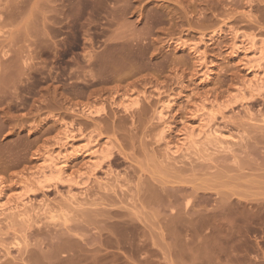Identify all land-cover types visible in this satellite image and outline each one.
Wrapping results in <instances>:
<instances>
[{
  "label": "rangeland",
  "instance_id": "rangeland-1",
  "mask_svg": "<svg viewBox=\"0 0 264 264\" xmlns=\"http://www.w3.org/2000/svg\"><path fill=\"white\" fill-rule=\"evenodd\" d=\"M250 41L264 0H0V204L30 208L0 216V264H264V86L233 48ZM198 114L221 143L190 141Z\"/></svg>",
  "mask_w": 264,
  "mask_h": 264
},
{
  "label": "bare ground",
  "instance_id": "bare-ground-1",
  "mask_svg": "<svg viewBox=\"0 0 264 264\" xmlns=\"http://www.w3.org/2000/svg\"><path fill=\"white\" fill-rule=\"evenodd\" d=\"M249 45L248 46H245L243 49L242 48H240L239 46H237L236 45V43H234L233 44V48H234V52H236V51H238V49L239 50H241L242 52H243V57H245L246 58V60H247V62L248 63H252L253 61H255V63L256 64H251V66L250 67H248V69L249 68H253V69H251V73L253 74V76H252V78L251 79H246L244 82L246 83V85L248 86V88L250 89V90H257L258 92H259V90H261V88H263V84H264V65L262 64V62H259V61H261V59H264V49H262V48H260V47H256V43L255 42H253V41H250L249 43H248ZM247 45V44H246ZM249 50V52L252 54L250 57H248V54H247V51ZM194 53H195V56L196 57H198V60H201L202 58V56L200 57V53L198 52V49L197 48H195L194 50ZM245 58H243L244 60H245ZM257 58V59H256ZM260 59V60H259ZM258 69H261L260 70V72H262V73H258ZM117 70V69H116ZM119 71H120V69H119ZM126 71H128V70H126ZM125 73V72H124ZM129 73V72H128ZM119 75H120V73H119ZM118 75V76H119ZM130 75V74H129ZM203 75L204 76H208L207 75V72H203ZM125 76V75H124ZM117 77V76H116ZM119 79V78H118ZM121 79V78H120ZM124 80V79H123ZM119 84V83H118ZM115 88V87H114ZM117 88V87H116ZM120 88V87H119ZM113 90V89H112ZM115 90V89H114ZM117 92V91H116ZM119 93V92H118ZM75 106H78V105H75ZM123 106H124V104H123ZM73 108V107H72ZM74 108H76V107H74ZM78 108V107H77ZM141 109V108H140ZM77 110V109H76ZM78 110H80L81 112H82V114H84V115H86V114H90V115H92L93 113L92 112H90V111H87V109H85L84 107H82V108H79ZM129 110V109H128ZM143 110V109H142ZM145 110V109H144ZM71 112L73 111V112H75V109H73V110H70ZM85 112H86V114H85ZM95 112V111H94ZM92 113V114H91ZM130 113V112H129ZM157 113V112H156ZM75 114L77 115V113L75 112ZM84 115H82V116H84ZM164 115V114H163ZM74 116V115H73ZM87 116H89V115H87ZM165 116V115H164ZM201 114H198V115H196V118H198V120H199V125H197V132L195 133V134H193L192 136H191V138H190V141H192V143H194V144H197V143H199L200 141H202V140H208V139H213V140H217V141H219L220 143H221V136L223 135L222 134V130L220 131L219 130V128H214V129H212L211 127H206L207 125H206V123H200V122H202V118H201ZM78 117V116H77ZM85 117V116H84ZM140 117V116H139ZM142 117V116H141ZM157 119H159V120H161V119H163L162 118V112H161V110H159L158 111V113H157ZM76 119V118H75ZM90 119V118H89ZM88 119V120H89ZM153 119V118H152ZM156 119V118H155ZM155 119H154V122H155ZM86 120V119H85ZM141 120V119H140ZM158 120V121H159ZM163 121V120H162ZM161 121V122H162ZM77 123V122H76ZM81 124V123H80ZM134 125V124H133ZM184 125V124H183ZM186 125V124H185ZM83 126V125H82ZM109 126V125H108ZM107 126V127H108ZM113 126H114V124H113ZM132 126V125H131ZM189 127V126H188ZM164 128V127H163ZM186 127H184V129H185ZM115 129V128H114ZM161 129V128H160ZM169 126H167V128H166V132H168L169 131ZM183 129V128H182ZM187 129H189V128H187ZM191 129V128H190ZM190 129H189V131H190ZM78 132H80L81 131V128L80 127H78L77 129H76ZM83 130V129H82ZM192 131V130H191ZM190 131V132H191ZM182 132V131H181ZM194 131H192V133H193ZM183 134L185 133V130L182 132ZM80 134V133H79ZM183 134H181V135H183ZM161 135V134H160ZM83 137V136H82ZM86 137V136H85ZM211 137V138H210ZM91 138V137H90ZM160 138H162V135H161V137ZM183 138V137H182ZM75 139V135H74V133H72V131L70 130V132L69 133H64V135H63V137L61 138V141H63L62 142V144L64 143V142H68V141H71V140H74ZM162 139H164V138H162ZM165 139H166V137H165ZM226 141V140H225ZM108 143V142H107ZM166 143H167V141H166ZM62 144H60V148H61V150L60 151H58L56 154H54V156H51V155H49V157L47 158V159H45V163H46V165L44 166V170H48V172H49V174H52V172H54V175L55 174H57L56 172H62L64 169V166H66V159H68V158H66L65 157V153H66V151H67V149H66V146L65 145H62ZM87 145L86 146H82V147H74V145H72V143L70 144V146H69V153H71V154H69L70 156H72V157H74V156H77V155H83L84 154V156H88V157H90V158H93V157H95L96 158V155L97 154H100V157H99V159H100V161H102V159H106V157H107V159H108V157L110 156V155H107L108 153L104 150V148H103V151H101V153H99V151L97 150V149H93V147H90V146H88V143H86ZM168 145V144H167ZM63 146V147H62ZM106 148V147H105ZM108 150V149H107ZM167 151V150H166ZM165 151V152H166ZM172 152V154L173 153H175L176 151H171ZM170 152V153H171ZM107 153V154H106ZM167 153V152H166ZM169 153V152H168ZM110 154V153H109ZM170 154H168V156H169ZM168 156H166V157H168ZM169 157H171L172 158V155L171 156H169ZM169 157H168V159H169ZM97 159V158H96ZM99 159H97V160H99ZM172 160V159H171ZM100 161H98V162H100ZM43 166V165H42ZM40 167V166H39ZM66 168V167H65ZM38 172V171H37ZM47 172V173H48ZM42 174H43V171L41 172ZM41 173H40V175H41ZM63 173V172H62ZM63 175V174H62ZM42 176V175H41ZM46 176H47V174H46ZM60 176V175H59ZM45 177V176H44ZM36 178V177H35ZM34 178V179H35ZM63 178V177H62ZM45 179H47L46 177H45ZM45 179H43V180H41V179H39V180H41V181H37L39 184L40 183H43L44 181H46ZM67 179V178H66ZM66 181V180H65ZM69 181L72 183V184H74L75 186H78V188L80 187L81 189H82V183H81V181L79 182V181H75V180H73V179H69ZM69 182V183H70ZM69 185H71V184H69ZM82 186V187H81ZM5 189V188H4ZM81 191V190H80ZM151 191V190H150ZM155 191V190H154ZM80 193V195H76V194H74V193H68V195H67V197H66V199H67V202H69L70 204H77V202H80V200L78 201V199H79V197H82L83 196V193H81V192H79ZM4 195V191L0 188V199L2 198V197H4L3 196ZM149 195H150V193H149ZM148 195V196H149ZM155 195V194H154ZM148 196H147V198H148ZM149 198H150V196H149ZM8 199V198H7ZM18 199H19V197H18ZM22 199V198H21ZM0 201H2V199L0 200ZM65 201V200H64ZM15 202V201H14ZM29 202V201H28ZM11 203V202H10ZM68 203V204H69ZM43 204V203H42ZM31 205V204H30ZM44 205V204H43ZM68 206H70V205H68ZM38 207V206H37ZM44 207H46V204H45V206ZM28 208H29V204H27V202H25V201H19V202H15V204L13 205V206H2V204H0V216H4V215H8V211H11L10 213L11 214H13V216H16V217H19L20 219L22 218V217H24V216H26L27 215V212H28ZM47 208V207H46ZM30 209V208H29ZM32 209V208H31ZM40 209V208H39ZM46 210V209H45ZM38 211H40V210H38ZM46 212H47V210H46ZM38 213V212H37ZM36 213V214H37ZM10 214V215H11ZM30 214V213H29ZM9 216V215H8ZM31 216H32V214H31ZM29 217V216H28ZM19 218H17V219H19ZM8 219H10V218H7V220ZM19 219V220H20ZM24 220V219H23ZM21 221V220H20Z\"/></svg>",
  "mask_w": 264,
  "mask_h": 264
}]
</instances>
